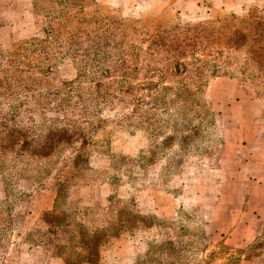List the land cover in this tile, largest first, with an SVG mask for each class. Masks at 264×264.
Segmentation results:
<instances>
[{"label": "rangeland", "instance_id": "obj_1", "mask_svg": "<svg viewBox=\"0 0 264 264\" xmlns=\"http://www.w3.org/2000/svg\"><path fill=\"white\" fill-rule=\"evenodd\" d=\"M137 1L0 0V264H65L48 215L66 177L77 223L125 205L140 219L98 264H264V115L240 120L264 106V80L209 38L172 73Z\"/></svg>", "mask_w": 264, "mask_h": 264}, {"label": "trees", "instance_id": "obj_2", "mask_svg": "<svg viewBox=\"0 0 264 264\" xmlns=\"http://www.w3.org/2000/svg\"><path fill=\"white\" fill-rule=\"evenodd\" d=\"M92 6L95 5L93 4ZM205 24L212 28L208 30L204 25L202 28H187L184 31H180V28L176 27L173 31L168 32L166 28L170 24H160L156 39L152 40L153 42L150 43L148 51H157L161 56L166 53H173L172 58L175 64L171 66L172 73H179L181 67H183L179 61L184 57L185 49L189 53L198 52L196 51L198 48L204 47V44L199 42V40L202 38L208 40L209 38L213 41V45L218 44L227 50L234 49L235 52H243L245 65L247 62L252 63L253 68L258 71V79L264 80V46H262L264 45V19L252 17L242 21H236V19L232 21L211 20L206 21ZM63 25H65L63 22L59 23L58 27L60 26L65 33H68ZM50 30L51 36H54L56 30L54 28ZM236 35H245L243 44L232 40ZM149 52L148 54H150ZM130 69L131 65H128V61L124 60L122 62V71L127 74ZM244 70L246 71L247 69ZM222 75L235 77L232 73ZM216 76L221 77L220 74ZM175 95L178 98H183L184 93L177 91ZM138 102L139 104L143 103L141 100ZM77 159L74 160L75 165H72V169L78 167ZM71 181L72 178L67 177L62 182L57 181V200L59 199L57 203L61 204V209L55 208V211L48 215V217L52 215L58 216L57 220L49 222V234L51 236V246L53 247L52 258L62 259L65 264H98L102 258L103 248L111 239L121 235L117 228H121L124 232H129L138 224L140 219L133 214V210L129 205H125L123 202L124 208L117 207L114 209L115 217L104 227L89 228L77 223V218L73 216L75 212L70 211L72 207L68 205L67 209H65L69 194L67 188L71 186ZM173 245V243L168 242L161 248L172 247ZM154 254L156 252L151 249L147 257Z\"/></svg>", "mask_w": 264, "mask_h": 264}, {"label": "crops", "instance_id": "obj_3", "mask_svg": "<svg viewBox=\"0 0 264 264\" xmlns=\"http://www.w3.org/2000/svg\"><path fill=\"white\" fill-rule=\"evenodd\" d=\"M139 1V2H138ZM136 13L160 24L174 22H206L211 20L242 21L264 19V0H138ZM264 46V45H262ZM225 79V78H223ZM222 80V79H221ZM220 83L224 82L221 81ZM232 80V79H229ZM264 115V106L257 112L247 111L245 122Z\"/></svg>", "mask_w": 264, "mask_h": 264}]
</instances>
